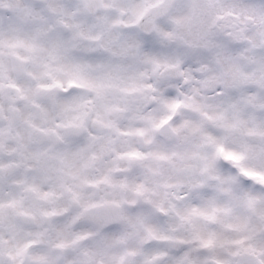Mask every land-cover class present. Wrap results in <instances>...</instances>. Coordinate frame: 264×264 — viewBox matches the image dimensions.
<instances>
[{"label": "clouds", "instance_id": "1", "mask_svg": "<svg viewBox=\"0 0 264 264\" xmlns=\"http://www.w3.org/2000/svg\"><path fill=\"white\" fill-rule=\"evenodd\" d=\"M0 264H264V0H0Z\"/></svg>", "mask_w": 264, "mask_h": 264}]
</instances>
